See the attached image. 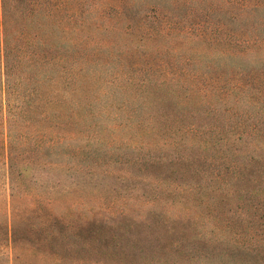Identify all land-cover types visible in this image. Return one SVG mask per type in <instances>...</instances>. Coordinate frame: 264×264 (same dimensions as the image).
<instances>
[{"label": "trees", "instance_id": "1", "mask_svg": "<svg viewBox=\"0 0 264 264\" xmlns=\"http://www.w3.org/2000/svg\"><path fill=\"white\" fill-rule=\"evenodd\" d=\"M127 1L133 14L145 20L141 28L125 22L97 26L93 17L89 20L67 8L63 0H0V154L5 182L14 190L26 183L24 174L34 169L83 168L81 163L90 160L93 146L97 162L101 154L109 158L112 149L106 141L112 138L118 142L115 159L125 152L136 153L139 157L122 159L134 167L143 164L146 177L176 184L179 195L187 194L183 203L182 199L173 203L177 212L164 211L158 203L154 210L149 205L133 209L135 215L128 208L132 217H122L127 208L111 213L118 224L109 223L110 229L127 231L129 223L124 220L130 218L147 229V235L140 237H127L124 232L121 238L108 240L112 260L264 264V18L254 26L256 38L246 36L248 28L233 30L236 39L229 34L231 44L242 47L239 54L220 50L227 40L218 41L219 35L228 22L211 20L212 15H228V5L237 9L240 2L264 12V0H221L227 3L222 9L195 10L201 18L190 23L171 20L167 13L162 16L161 0ZM171 2L179 4V0L167 3ZM123 10L124 4L119 3L117 12ZM102 16L107 15L102 12ZM149 18L163 29H142ZM236 20L238 13L228 21ZM183 23L187 28L177 30L175 26ZM204 23L218 26L208 34L204 27L212 25ZM98 29L108 39L102 44L92 33ZM112 35L117 38L111 39ZM122 45L129 50L115 56L114 50ZM154 53L158 55L150 58ZM135 56L139 62L149 61L143 77L129 75V69L137 71L145 65L133 62ZM81 140L86 146L78 144ZM167 154L193 166L190 180L184 177L186 172L182 182L168 180L174 173L169 172ZM165 162L169 163L164 167ZM113 163L108 159L109 166ZM200 165L205 171H217L212 179ZM256 196L258 202L250 208L253 224L243 232L222 218L224 212L218 208L224 197L244 210L241 200ZM166 219L173 220L172 225ZM159 220L170 230L186 227L191 243L182 238L160 246L164 238L153 231ZM257 222L256 236L248 234ZM171 244L179 248L175 256L165 251ZM182 256L184 260L179 259Z\"/></svg>", "mask_w": 264, "mask_h": 264}, {"label": "rangeland", "instance_id": "2", "mask_svg": "<svg viewBox=\"0 0 264 264\" xmlns=\"http://www.w3.org/2000/svg\"><path fill=\"white\" fill-rule=\"evenodd\" d=\"M63 1L67 4V8L77 10L81 14L83 13L82 15L89 20L93 17V22L97 23V26L102 25L104 27L115 22H125L127 26L133 24L141 28L145 21L133 14L134 11L130 10L127 0ZM161 2L163 9L159 12L162 16L167 13L171 20L182 19L188 21V23L201 18L200 13L195 10H201L204 7L220 10L225 4L227 5L221 0H179V4H176V6H173L172 2L171 5L167 3L168 0L166 2L161 0ZM249 2L257 1L249 0ZM119 3L124 4L123 14L117 12ZM246 4L244 5L240 2V7H237V9H233V6L228 5L231 8L226 12L228 15L211 16V20L214 22H217L219 18L228 22L226 29L223 30L224 32L219 35L218 41L227 40L222 45H219L220 50L238 52L237 54H239V50L242 47L238 46L237 42H232L231 44V40H229L231 38L229 34L233 35V39L237 38L233 30H241V28L246 30L248 28L245 32L246 36L257 37V34L254 33V26H258L263 20L264 12L250 10L252 6ZM248 6L250 7L247 8ZM217 7L218 9H216ZM102 12L106 13L107 16H102ZM237 13L239 14V20H236L235 23L229 22V17ZM130 18L134 20L133 23L129 21ZM204 24L212 25V23ZM152 26L154 30L163 29V26L158 24V22L154 23V18H149V23L142 29L148 30ZM183 26H185L184 23L175 27L177 30L187 28V26L185 28ZM212 26H205L204 31L208 34L214 33L218 25L213 24ZM93 32L97 43L102 44L108 40H104L101 30H92ZM141 35L145 36V34H140L138 37ZM114 38H117V36L112 35L111 39ZM210 48L213 49V46ZM128 50L127 45H122L114 50L115 56ZM102 51L105 52L107 50L102 49ZM146 52H150V50ZM157 55V53H154L150 54L149 57L153 58ZM164 58L170 59V56L166 55ZM139 59L140 57L135 56L133 57V62L145 65H141L137 71H129V69V75L132 77L145 76L144 66L149 61L139 62ZM128 65L130 64H126L125 68H128ZM197 67L201 68V65L198 63ZM157 70L159 71L158 73H161L160 69ZM100 86V84L96 85V93L99 92ZM71 96L75 98L77 94L72 91ZM119 138L122 140L123 137ZM111 139L108 138L106 141H110V144L107 143L106 147L112 149L109 158L106 157L107 155L101 154V158L97 162L94 159L96 152L94 151L95 146H93L90 160L88 159L86 163H81L83 168L79 166L72 169L68 167L62 169L53 168L49 171L44 168L34 169L24 174L26 183L20 184L18 189L15 188L14 190H11L5 182V172L2 164L3 155L0 154V264H123L125 258H121V261L112 260L111 256L107 254L109 252L108 240L112 238L119 239L124 232L127 233V237H140L143 234L147 235V229L136 219L132 220L131 218L124 220V222L129 223V226L125 227L127 231L124 230L121 233L117 228L110 229L109 223L116 221V224H118L117 218L110 216L111 213L114 211L121 212L123 208H129L133 212V209H137L141 205H149V208L154 210L158 207V203H162L161 208L164 211L169 213L177 212L175 209L172 210L174 207L173 203H177L181 199L183 203L187 199V194L179 195V190L175 188L176 184L168 183V181L158 183L154 179L151 180L146 177L143 164L134 167L132 164H126L124 159H122L139 157L136 153L125 152L124 156H119L115 159L113 155H118V152L115 154L118 142L114 139L111 141ZM78 144L86 146V142L83 140L78 142ZM167 157L170 158L172 168L169 172L174 173L168 180L181 181V176L185 172L186 176L184 177L190 180L189 170L193 166L187 160L173 159L168 154ZM108 159L114 160V163L110 164V166L108 165ZM118 160L119 162L115 163ZM140 160L143 161L142 159ZM163 161H165V158ZM168 163L165 162L163 164L164 167ZM140 168L142 169L141 171L139 170ZM199 168L203 170L202 173L207 174L211 179V175L217 172L216 170L205 171L203 165H200ZM135 173L138 174L137 177ZM163 176L168 178V174ZM224 176L226 177L227 175ZM150 178L152 177L150 176ZM203 180L204 183L207 182L206 178ZM257 199L259 198L241 200V203L244 204V210H241L237 208V203L232 202L230 198L224 197V200L220 201L218 209L224 212L222 218L225 222L232 224L236 230L243 232L248 225L253 224L250 223L254 219L250 208L254 203L258 202ZM153 202L155 203L153 204ZM129 209L128 214L122 216L123 218L132 217ZM184 209L188 210L186 207ZM135 214L133 212V215ZM166 220L172 225L173 220ZM184 221L187 220L184 219ZM156 225L159 226L157 231L155 230ZM179 227L181 226L173 227L170 230L162 220H159L154 225L153 231L157 235L161 234L160 237L164 238L162 242H159L160 246H164L168 242L178 243L182 238L186 239L187 244L191 243L187 228L178 230ZM255 230H260L258 222L248 234H255L256 236ZM154 236L152 235L151 238L154 239ZM123 239L125 241L131 240L130 238ZM198 244L196 242V245ZM196 245L191 246L195 248ZM97 247L101 248L100 251ZM178 250L179 248H174L173 244H171L165 251L169 255L175 256ZM102 251L104 254H101ZM157 254L163 256L160 251H157ZM184 258L185 256L179 257L180 260H184ZM135 262L136 264H145L141 260Z\"/></svg>", "mask_w": 264, "mask_h": 264}]
</instances>
